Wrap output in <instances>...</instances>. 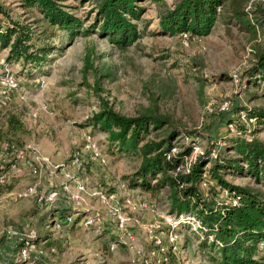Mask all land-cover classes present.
Masks as SVG:
<instances>
[{
  "label": "rangeland",
  "instance_id": "obj_1",
  "mask_svg": "<svg viewBox=\"0 0 264 264\" xmlns=\"http://www.w3.org/2000/svg\"><path fill=\"white\" fill-rule=\"evenodd\" d=\"M58 1L83 27L95 20V0ZM175 2L139 0V18L132 20L139 37L120 48L97 31L70 36L51 25L36 7L0 0L6 11L0 12V29L18 22L33 33L31 50L48 47L41 61L23 62L9 58V48L0 46V73L9 71L19 80L12 93L0 82V141L37 144L58 164H67L78 151L83 165L73 172L82 175L89 187L115 194L113 204L129 218L127 229L132 235L124 239L126 244L117 242L113 211L87 199L86 212H100L98 224L90 228L73 224L42 233L46 241L37 240L36 247L48 255L24 264H215L199 247L203 236L199 221L171 213L167 188L157 193L128 188L127 179L138 168L139 156L118 151L109 143L108 133L92 121L105 106L126 116L158 114L168 123L151 130L148 137L164 135L166 129L175 131L172 153L191 148L186 167L206 153L212 158L240 157L233 148L238 139L264 146V73L251 71L256 52L264 48V21L259 20L253 33L229 19L227 7L221 8L209 34L183 38L181 33L161 32L159 24L164 8ZM257 6L264 9V0H248L245 8ZM12 115L22 122L21 128H11ZM87 139L104 162L92 159ZM204 177L205 192L214 187L217 200L236 203L207 174ZM224 177L264 192L262 183L244 170L239 174L227 168ZM14 182L11 189L21 190L31 179L25 175ZM137 200L144 201L146 208L136 207ZM65 204L61 213L73 212L72 204ZM35 208L33 199L0 198V264L19 246L11 248L2 230L12 225L26 232L20 220L30 217L26 211ZM259 250L264 256V240Z\"/></svg>",
  "mask_w": 264,
  "mask_h": 264
},
{
  "label": "trees",
  "instance_id": "obj_2",
  "mask_svg": "<svg viewBox=\"0 0 264 264\" xmlns=\"http://www.w3.org/2000/svg\"><path fill=\"white\" fill-rule=\"evenodd\" d=\"M20 1L26 7H36L51 25L67 30L70 36L97 31L120 48L139 37L136 23L132 21L139 18V0H95L97 15L87 27H83L81 20L66 11L58 0ZM247 1L176 0L160 14L161 32L205 36L217 21L220 9L227 7L229 19H235L242 28L254 33L259 22L264 21V9L257 6L246 10ZM0 12L6 13L2 7ZM10 23L4 30L0 29V46L9 48V58L23 62L41 61L48 53V47L31 50L33 33L29 27L15 21ZM251 71L263 75L264 48L256 52ZM92 121L108 133L109 143L118 151L139 156L138 168L127 179L128 188L141 187L152 193L167 188L171 213L176 216L188 214L199 221L203 234L199 247L205 257L215 264H264V256L259 254V244L264 240V192L233 184L224 177L227 168L239 174L244 170L264 186V146L238 139L233 148L240 157L217 154L212 158L206 153L186 167L185 158L191 148L172 153L175 131L166 129L164 135L148 137L151 130H161L168 123L158 114L126 116L105 106ZM8 123L15 130L22 127V122L14 115ZM206 174L216 186L235 198L236 203L217 200L214 187L205 192L202 183ZM12 184H0V193L10 190ZM37 211L38 214L34 213V227L38 232L35 241H46L47 237L42 233H49L45 228L48 212ZM11 262L9 264H18L14 260Z\"/></svg>",
  "mask_w": 264,
  "mask_h": 264
},
{
  "label": "built area",
  "instance_id": "obj_3",
  "mask_svg": "<svg viewBox=\"0 0 264 264\" xmlns=\"http://www.w3.org/2000/svg\"><path fill=\"white\" fill-rule=\"evenodd\" d=\"M181 34L183 38L187 36V33ZM0 82L7 93H12L19 88L18 77L9 71L0 73ZM87 140L86 148L91 152L92 159L104 162L99 149L91 143L90 139ZM82 165L78 151L73 154L72 159L67 164H58L45 154L37 144L19 145L11 140L0 141V184L13 183L25 175L34 179L21 190L10 189L3 192L1 198L33 199L38 204L51 209L45 226L49 232L73 224H79L85 228L97 225V222L100 221V212L89 214L86 212L89 209L84 207L87 199H96L113 211L117 242L125 243L126 237L132 238L127 229L129 218L123 216L113 204L115 194L109 193L103 188L89 187L82 175L73 172L74 167L79 169L82 168ZM60 201L72 204L73 212L59 215L58 203ZM137 202L136 207L146 208L147 204L144 201L137 200ZM21 226V228L26 229V232H22L12 225H7L2 230L3 236L11 244V248L15 244H19V247L11 253V257L2 261L1 264H9L12 260L18 264H24L30 258L42 259L48 255L46 251L38 250L36 247L35 240L38 239V232L34 227L33 217L25 218ZM49 252H54V248L51 247Z\"/></svg>",
  "mask_w": 264,
  "mask_h": 264
},
{
  "label": "crops",
  "instance_id": "obj_4",
  "mask_svg": "<svg viewBox=\"0 0 264 264\" xmlns=\"http://www.w3.org/2000/svg\"><path fill=\"white\" fill-rule=\"evenodd\" d=\"M30 179H31V182L34 180L32 177H30ZM15 183V182H14ZM13 183V184H14ZM28 183H30V182H28ZM27 183V184H28ZM2 194H3V192L2 193H0V198H1V196H2ZM62 202V203H61ZM66 202L65 201H60L59 202V204L61 205V208L60 209H58V214L59 215H62V213L61 212H63L61 209H63V210H65V208H67V206L68 205H66L65 204ZM34 204L36 205V208H35V210L33 209V210H27L26 211V216L28 215H31L32 217H34V218H36L35 216H34V213H36V214H38V211L37 210H42L43 212H46V210H47V212H48V215L51 213V209H48V208H46V207H42L43 205H40V204H38L36 201H34ZM24 218V217H23ZM21 219L20 220V225H21V223L23 222V220L24 219ZM34 223H35V221H34Z\"/></svg>",
  "mask_w": 264,
  "mask_h": 264
}]
</instances>
